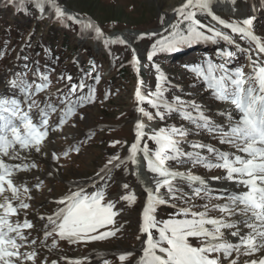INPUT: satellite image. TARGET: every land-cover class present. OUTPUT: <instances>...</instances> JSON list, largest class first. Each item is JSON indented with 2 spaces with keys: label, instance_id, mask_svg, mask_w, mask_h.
<instances>
[{
  "label": "rangeland",
  "instance_id": "374dc122",
  "mask_svg": "<svg viewBox=\"0 0 264 264\" xmlns=\"http://www.w3.org/2000/svg\"><path fill=\"white\" fill-rule=\"evenodd\" d=\"M214 1L216 2L212 7V13L227 23L242 24L244 19L254 16L253 32L264 43V0H234V2L213 0V3ZM184 2L185 0H57L63 10L67 7L100 27L103 36L97 37L94 30L84 28L81 23L67 18H57L49 4L44 5L45 11L42 13L35 2L26 0L24 6L28 4L29 11L21 16L13 9L18 7V3L8 4L6 0H0V98L21 99L23 101L21 109L27 112L34 122L41 119L40 110L44 109L48 112L50 129H56L49 131L48 137L41 146L45 148L46 143L54 145L46 151L51 156V166L47 161L37 157L38 154L34 150H31L33 153L21 151L20 154L21 157L30 158L29 165H35L30 169L36 168L35 170L46 173L30 178L31 173L28 170L30 175H24L21 181L14 182L18 187L24 185L29 189L25 193L21 187L19 194L20 200L28 203L29 208L10 216V222L15 226L17 222L23 224L27 219L33 225L30 229H20L28 238L27 241L22 242L17 239V243L22 244L21 252L36 253L34 261L25 260L23 264H53V261L56 264H72L61 258L62 255L77 256L79 260L75 261H79L80 264H105V261L107 264H136L135 260L140 257L138 244L144 235L139 229L141 210L145 203L143 193L137 187L138 178L132 172V162L128 159L136 122L134 110L136 80L142 94L152 99L157 91L158 76L163 74L166 79L160 84L163 97L167 101L174 102L176 97H180L187 104L194 101L201 106L204 114L211 121L224 126L225 130L229 125L228 114L232 113L235 118L234 107L228 102L215 99L202 78L198 77L191 68L197 65L204 66L205 61L211 60L216 65L224 64L229 70L242 69L245 75H248L251 73L249 57L264 63V53L258 51L254 42L242 39L240 33H233L230 28L220 24L207 12L197 11L196 17L201 16L199 21L207 26L201 31L207 35L212 34L208 32V28L220 31L230 36L234 43L219 38L216 42L202 40L181 46L172 52H157L152 60L148 59V53L153 45L161 38L169 36L168 27L177 26L182 21L177 15L166 20L167 12ZM162 19L163 23H161ZM165 20L169 23L164 28ZM158 28L160 30L155 35L141 36L142 31ZM113 31L133 32V45L112 42L121 37L127 41L122 34L103 38ZM42 46L48 53L50 50H57L54 54L50 53L53 58H46L50 54H40ZM229 51L234 53L232 57L222 54ZM133 54L139 66L137 71L134 69ZM137 72L142 74L141 79L137 78ZM45 76L47 81L43 80ZM68 77H71V80ZM13 82L16 85L23 83L31 85V95L25 98L20 87L14 86ZM44 83H47V87L41 92H35V86ZM81 83L85 85L82 89L79 88ZM72 85H77L74 93ZM90 89L91 99L75 104L74 113L61 125L60 118L67 109L68 102L75 103L81 96L88 97ZM148 99L140 102V106L155 116L156 109ZM33 100L35 104H32ZM30 104H32L31 109H29ZM48 105L54 106L55 111L49 109ZM227 105L231 106L230 109L226 108ZM225 108L229 112H226ZM187 110L193 111L190 107ZM161 111H165L164 119L156 117L149 120L143 116L147 124L145 130L147 135L140 141V149L147 145L154 153L157 145L149 137L160 128L175 126L188 132L179 145L181 151L185 153L197 151L200 156L213 164L219 161L207 147L194 149L192 145H210L218 151L243 155L233 145L222 143L219 133L197 128L179 112L169 113L163 108ZM33 112H36V115L32 117ZM193 114L195 115L194 111ZM117 141L118 143H114ZM65 152L68 155H64ZM138 153L142 154L138 156L146 163L142 151ZM54 156L57 158H53ZM117 156L123 163L119 167H114L113 165L118 161L113 160V157ZM109 160H113V163L109 164ZM181 161H168V166L179 172L202 177L206 182L215 180L213 177L225 178L226 171L222 168H208L204 164L193 163L188 157H181ZM144 170L149 171L147 163ZM180 181L183 184L175 182L177 191L174 197L168 194L166 187L160 189V196L167 203L156 208L155 218L159 226L170 218H183L176 216L183 208H189L193 212H204L207 205L208 217L220 218L226 215L216 207L226 203L224 198L216 199L215 196L219 194L217 191L212 190L207 194L202 192L200 196H194L193 190L199 187L198 182L189 184ZM37 183L40 184L38 188L35 187ZM124 184L128 185L127 189L122 187ZM80 189L89 195L102 190L103 202L114 204L113 210L117 213L114 224L106 225L93 234L113 231L115 235L106 239H84L78 242L61 239L55 233L45 238L46 229L43 226L48 224L47 217L54 216L59 208L65 206L60 205V198ZM129 193H134L136 197L132 204L121 199ZM12 203L16 206L19 201L13 200ZM233 217L226 221L239 222L243 216ZM206 227L212 226L206 225ZM47 231H51V226ZM222 231L226 241L239 243V237L231 235L234 230L222 229ZM152 232L153 237L158 239V230L153 229ZM248 232L250 231L243 227L241 234L246 235ZM10 235L14 236L15 233ZM33 240L36 241L35 244L31 243ZM190 242L193 246L201 245V241L196 238H190ZM243 250L244 248L241 247L242 252L233 251L231 256H225L222 252L213 255L220 257L221 264H229L233 259L237 264H245L246 261L260 257L247 256ZM128 252L132 255L125 261H120L119 256Z\"/></svg>",
  "mask_w": 264,
  "mask_h": 264
},
{
  "label": "snow or ice",
  "instance_id": "6c2138e0",
  "mask_svg": "<svg viewBox=\"0 0 264 264\" xmlns=\"http://www.w3.org/2000/svg\"><path fill=\"white\" fill-rule=\"evenodd\" d=\"M36 6L43 13L44 5L49 4L55 11L57 18H67L74 22L81 23L84 28L94 30L97 37H102L103 32L100 27L93 25L90 21L84 23L78 20L77 17L65 12L57 3V0H34ZM234 2V0H233ZM8 4H17L20 9L24 8L26 0H6ZM213 0H185V3L175 10L177 16L182 18V21H188L186 31H180L176 25H173L174 30L169 36L163 37L153 45L152 50L148 53V59L152 58L157 52L168 51L172 52L184 45H191L199 41L216 42L217 38L223 39L229 43H234L231 37L214 29L208 28L211 35H207L202 28H207L196 19L197 11L207 12L212 15L213 19L219 21L225 27L230 28L233 33H240L242 39H248L254 42L260 53H264V43L253 32V23L255 17H248L241 23H227L219 19L212 13ZM26 10V9H25ZM163 23V19L161 20ZM144 35H155V33H143ZM121 44H126L125 39L117 38L115 41ZM226 57H232L234 53L223 52ZM251 73L245 75L242 69L229 70L224 64L216 65L211 60L205 61V65H197L191 68L198 77L202 78L208 90H211L212 95L219 101L230 103L235 110V118L232 113L228 114L229 125L227 130L224 126L214 123L207 117L201 106L191 102L187 104L176 97L174 102H169L163 97V90L160 82L165 80L163 74L158 76L157 91L153 94L152 99H148L142 94L138 84L135 92L137 102H148L156 109L155 116L152 113L146 112L142 107L137 110L144 117L152 120L156 117L164 119L166 112H179L185 119L190 120L197 128L207 129L210 132L219 133L221 142L233 145L243 155H235L229 152L218 151L210 145L193 144L194 149L207 147L208 151L213 153L217 160L216 164L208 161L205 157L200 156L199 152H183L179 145L188 132L186 129L171 126L170 128H160L155 131L149 139L153 140L157 148L155 152H151L147 145L143 149L139 148L140 141L147 135L144 129L146 127L142 119H138L135 130V142L131 145L129 160L133 164H137L136 159L138 152L143 153L147 163L148 170L155 174V190L147 188V202L142 211V222L140 232L146 234V246L142 250V255L139 257L137 264H221L219 256H214L213 253H223L225 256H231L233 251L239 253L241 247L244 248L245 254L252 256L258 252L264 251V63L259 60H252ZM136 58H133L135 64ZM71 80V77H68ZM98 79V78H97ZM47 81V77H43ZM142 84V81L140 82ZM14 86L20 87L27 98L31 95V85L23 83ZM47 87V83L36 85L35 92H41ZM85 85L81 83L79 88ZM77 90V85H72V92ZM91 99L81 96L73 103L68 102V107L60 118V124H64L68 116L74 113L75 104H79ZM21 99L16 98H0V264H23V261H34L36 253H24L20 251V241H27V237L20 231L21 228L30 229L32 223L27 219L23 224L17 222L15 226L10 222L9 217L15 215L18 211L29 208V204L20 200V188L27 193L29 189L21 185L20 187L14 183V174L18 171H27L29 167L35 165L27 164H10L7 159H20L21 151L36 152L41 151V146L49 135L50 129L48 123V112L41 109V119L34 122L27 112L21 109ZM35 104V101H32ZM32 104L29 105L31 109ZM52 111H55L54 106H47ZM191 108L193 111L187 110ZM114 143H118L114 142ZM79 150L78 148L76 149ZM64 155H68L67 152ZM181 157H188L193 163L204 164L205 167L222 168L226 171L225 179L233 181L236 184L242 185L243 191L228 193L225 198L227 203L218 207L219 211L227 216L241 215L245 219L236 222H228L224 217L210 218L207 215V205L204 212H193L189 208H183L177 217L170 218L162 222V226L158 225L155 218V211L158 205L165 204L167 201L160 196V189L166 187L168 194L174 197L177 191L176 181L183 180L189 184L198 182L199 187L193 190L194 196H200L201 193H209L212 189L208 188L207 182L199 176L191 173H183L171 169L168 166V161L182 162ZM57 158V157H53ZM113 160L118 161L114 167H119L123 161H119V157H113ZM109 160V164L113 163ZM219 180L220 177H213ZM37 183L35 187H39ZM124 189L128 188L127 184L122 185ZM129 204L135 202V194L129 193L121 197ZM16 200L19 203L14 206L12 201ZM103 191H97L92 194L84 192L83 189L70 193L62 198L59 203L65 205L58 209L54 216L47 217L48 224L43 227L45 238L57 234L61 239H67L69 242H78L80 240H97L106 239L114 236L115 232L107 231L100 232L99 235H94L100 228L106 225L114 224V217L117 213L113 210L114 204L111 202L104 203ZM249 213L251 214L249 216ZM191 217V218H189ZM44 219V217H41ZM249 220L254 222L249 223ZM240 224L249 228L251 231L246 235H241ZM211 225L212 227H206ZM51 226V231L47 229ZM236 229L231 232L233 237H239V243L233 244L224 239L222 229ZM153 229H157L159 238L153 237ZM15 233V235H10ZM190 238H196L201 241L199 247L193 246ZM139 239V237H137ZM35 240L31 241L35 244ZM55 244V241H53ZM132 253H124L119 256L120 261H125ZM53 264H56L53 261ZM72 264H80L79 261H73ZM107 264V261H105ZM229 264H237L236 260H230ZM245 264H264V255L259 259L246 261Z\"/></svg>",
  "mask_w": 264,
  "mask_h": 264
},
{
  "label": "bare ground",
  "instance_id": "6f19581e",
  "mask_svg": "<svg viewBox=\"0 0 264 264\" xmlns=\"http://www.w3.org/2000/svg\"><path fill=\"white\" fill-rule=\"evenodd\" d=\"M215 2L216 1H214V3L212 4V7H213V5L215 4ZM185 3V2H184ZM183 3V4H184ZM183 4H181V5H183ZM181 5H179L178 7H176V8H174V9H171L170 11H168L167 12V18H166V20L168 19V18H174L177 14H176V12H175V10L176 9H178ZM68 10V9H67ZM72 16H73V14H72ZM75 16V15H74ZM76 17V16H75ZM79 19H81L80 17H79ZM166 20H165V23H166ZM83 22H84V20H82ZM84 23H86V21L84 22ZM169 23V22H168ZM168 23L164 26V28L165 27H167V25H168ZM122 34V36L124 37V38H126L127 39V44L128 45H130V46H132L133 45V37H134V33L133 32H123V33H121ZM111 37H114V35H107L106 37L104 36L103 38H105V39H107V38H111ZM136 51V50H135ZM136 53H137V51H136ZM139 69V66H137V70ZM231 107V106H230ZM230 107H229V105H227L226 106V108L227 109H230ZM226 108H225V111L226 112H229V110H226ZM224 110V109H223ZM233 110V109H232ZM235 112V111H234ZM36 115V112H33V113H31V116L33 117V116H35ZM138 119H142L143 121H144V123H145V125H146V127H145V129H144V131L147 129V124H146V122H145V120H144V118H143V115H142V113L139 115V118ZM137 119V120H138ZM136 120V121H137ZM45 146V148H41V151L40 152H36L38 155H37V157H39V158H41V159H43V160H45V161H47V163H48V165L49 166H51V164H52V161H51V156L48 154V153H46V151L47 150H49L51 147H54V145L53 144H45L44 145ZM35 151V150H34ZM25 152V151H24ZM23 152V153H24ZM28 152V151H27ZM31 152V151H30ZM22 153V154H23ZM31 153H33V152H31ZM21 154V153H20ZM138 154H140V155H142L141 153H138ZM138 154H137V157H136V159H137V161H138V163L137 164H133L132 165V172L137 176V178H138V189H139V191H141L142 193H143V196H144V201H146L147 202V191H146V189L147 188H151V189H153V191L155 190V181H156V179H157V177H156V175L155 174H153V175H151V173L149 172V171H145L144 170V167H145V165H146V163L144 162V160H143V158H139V156H138ZM30 155V154H29ZM141 159H142V161H141ZM33 160H35V159H33ZM30 158H28V157H25V156H20V159H7L6 160V162H8V163H10V164H21V163H23V164H27V165H29L30 164ZM53 166V165H52ZM36 169V168H35ZM35 169H30V167H29V169L28 170H30V173H31V177L30 178H33V177H35V176H38V175H42V174H46V173H44V172H41V171H39V170H35ZM18 171V172H16L15 174H14V182H17V181H21V179H23L24 178V175H30V173H29V171ZM222 178V179H221ZM219 180H212V181H210V182H207V185H208V187L210 188V189H212V190H215V191H217L219 194H218V196H215L216 197V199L217 198H221V197H226L227 196V194L228 193H231V192H236V191H243V190H246V189H244L243 188V186L242 185H239V184H236V183H234L233 181H229V180H227V179H225L224 177H221ZM183 181V180H182ZM176 182H178V183H180L181 181L180 180H178V181H176ZM187 181H184V183H186ZM28 183V182H27ZM180 184H183V183H180ZM196 184V183H195ZM188 186V185H187ZM181 187H183V186H180V188ZM224 195V196H223ZM63 198V197H62ZM62 198H60V200L62 199ZM221 199H223V198H221ZM225 199V198H224ZM226 200V199H225ZM226 203H227V200H226ZM61 205V204H60ZM142 211H143V209H142ZM142 211H141V221L140 222H142ZM239 215V214H238ZM237 215V216H238ZM251 214L249 213V216H250ZM236 216V215H235ZM224 217V219L225 220H229V219H231V217H233V216H227V215H224L223 216ZM234 218V217H233ZM243 219H245V217L243 216L242 218H241V220H243ZM241 220H239V221H241ZM35 221H36V219H35ZM232 222H238V221H232ZM252 222H254V221H252V220H249V223H252ZM241 226H240V233H242V229H243V227L244 228H246V230L247 231H251L249 228H247V227H245L243 224H240ZM230 230H234V231H236V229H230ZM242 235V234H241ZM146 239H147V236H146V234H144L143 235V239L139 242V244H138V254L141 256L142 255V250H143V248L146 246ZM243 251H245V250H243ZM240 252H242L241 251V249H240ZM244 253V252H243ZM255 255H257V256H262V255H264V251H262V252H258L257 254H254V255H252V256H255ZM248 256V255H247ZM251 257V256H250ZM61 258H63V259H65V260H79V258L77 257V256H61ZM254 258V257H253ZM260 258V257H259ZM245 259H246V257H245ZM248 259H250V258H248ZM137 261H138V258L135 260V263L137 264ZM31 264H33V263H31ZM35 264V263H34Z\"/></svg>",
  "mask_w": 264,
  "mask_h": 264
},
{
  "label": "trees",
  "instance_id": "16d2710c",
  "mask_svg": "<svg viewBox=\"0 0 264 264\" xmlns=\"http://www.w3.org/2000/svg\"><path fill=\"white\" fill-rule=\"evenodd\" d=\"M26 7H27V8H26ZM26 7L24 6L23 9H20L19 6H18V7H16V8L14 7L13 9L17 12V14H21V16H24V15L27 14L26 12L29 11V8H28L29 5H28V4H27ZM9 9H10V8H9ZM25 9H26V10H25ZM23 11H24V12H23ZM16 12H15V13H16ZM22 12H23V13H22ZM196 18H197V19H201V16H197ZM188 23H189L188 21L179 22V24L177 25V29L180 30V31H182V30H186V29L188 28ZM177 29H174V28H173V25L169 26L168 29H167V30H168V34L170 35L174 30H177ZM66 33H67V31H66ZM154 38H156V37H154ZM63 44H64V41H63ZM65 45H66V44H65ZM36 47H37V46H36ZM40 51H41L40 54H42V53H44V54H50V53H53V54H54L55 52H57V50H56V51H55V50H50V53H48L47 50H43V46H42V48H41ZM42 58H45V57H42ZM42 58H41V59H42ZM46 58H47V59H48V58L51 59V58H53V55L50 54L48 57L46 56ZM48 63H49V61H48ZM139 75H140V77H142V74H141V73H140ZM88 89H89V88H87V91H88Z\"/></svg>",
  "mask_w": 264,
  "mask_h": 264
},
{
  "label": "water",
  "instance_id": "95a60500",
  "mask_svg": "<svg viewBox=\"0 0 264 264\" xmlns=\"http://www.w3.org/2000/svg\"><path fill=\"white\" fill-rule=\"evenodd\" d=\"M31 1H34V0H31ZM67 11L70 12L71 14L74 13L71 9H68ZM83 20H84V19H83ZM168 22H169V21H166V23H165L164 25H166ZM159 30H160L159 28H158V29H150V30H148V31H143L142 33H156V32H158ZM121 32H122V31H113V32H111V33L108 34V35L121 34ZM131 50H133V47H131ZM138 108H139L138 103L135 102V109H136L137 114L139 115L140 112L137 110ZM133 136H136V132L133 133Z\"/></svg>",
  "mask_w": 264,
  "mask_h": 264
}]
</instances>
